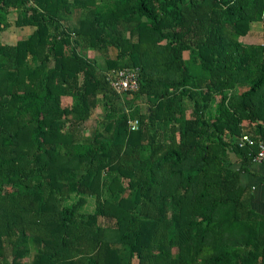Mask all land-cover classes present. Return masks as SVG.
<instances>
[{
    "label": "trees",
    "instance_id": "trees-1",
    "mask_svg": "<svg viewBox=\"0 0 264 264\" xmlns=\"http://www.w3.org/2000/svg\"><path fill=\"white\" fill-rule=\"evenodd\" d=\"M258 23L264 0H0V264H264L236 142L264 143ZM126 68L143 114L113 104Z\"/></svg>",
    "mask_w": 264,
    "mask_h": 264
},
{
    "label": "rangeland",
    "instance_id": "rangeland-1",
    "mask_svg": "<svg viewBox=\"0 0 264 264\" xmlns=\"http://www.w3.org/2000/svg\"><path fill=\"white\" fill-rule=\"evenodd\" d=\"M9 18L14 20L16 18V12H11L9 14ZM32 28L28 25L23 27H17L16 25H12L7 31L2 33V40L6 43H14L18 38H25L30 32ZM246 41L248 42H256L257 44L263 45L264 44V26L261 23L255 25L253 32H251L250 36L247 38ZM90 56L95 57V53L93 51L89 52ZM97 57V56H96ZM98 60L100 58L97 57ZM101 61V60H100ZM131 95L127 96H119L118 99L113 98V104L117 109L126 110L127 112L131 111V109L138 107L139 113L143 114L147 109V101L144 96L134 100V106L130 109L127 106V100L131 99ZM107 107L98 106L92 110V114L90 119L83 124L81 128L84 129L85 135L93 134L96 122L102 119L106 114ZM108 111V110H107ZM7 191H13V187H5ZM90 210L91 207L86 208Z\"/></svg>",
    "mask_w": 264,
    "mask_h": 264
},
{
    "label": "built area",
    "instance_id": "built-area-1",
    "mask_svg": "<svg viewBox=\"0 0 264 264\" xmlns=\"http://www.w3.org/2000/svg\"><path fill=\"white\" fill-rule=\"evenodd\" d=\"M108 80L110 81L112 89L119 95L124 96L136 92L139 89V68H126L108 73ZM128 125L131 131L139 128V121L137 119H129ZM239 147H256V152L251 154L252 162L261 163L264 165V143L260 142L255 145V142L247 135L243 134L236 141Z\"/></svg>",
    "mask_w": 264,
    "mask_h": 264
},
{
    "label": "crops",
    "instance_id": "crops-1",
    "mask_svg": "<svg viewBox=\"0 0 264 264\" xmlns=\"http://www.w3.org/2000/svg\"><path fill=\"white\" fill-rule=\"evenodd\" d=\"M241 185L248 191L251 197V208L264 216V165L252 162L247 166V171L241 175Z\"/></svg>",
    "mask_w": 264,
    "mask_h": 264
}]
</instances>
